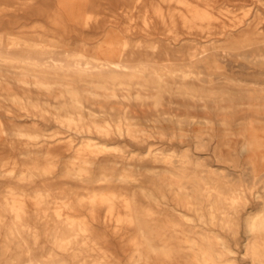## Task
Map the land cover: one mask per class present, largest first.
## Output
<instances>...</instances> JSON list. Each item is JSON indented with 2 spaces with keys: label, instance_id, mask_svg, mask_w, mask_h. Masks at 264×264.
I'll list each match as a JSON object with an SVG mask.
<instances>
[{
  "label": "bare ground",
  "instance_id": "obj_1",
  "mask_svg": "<svg viewBox=\"0 0 264 264\" xmlns=\"http://www.w3.org/2000/svg\"><path fill=\"white\" fill-rule=\"evenodd\" d=\"M229 3H244L241 14ZM226 65L248 81L228 77ZM260 76L264 0H0V97L11 104L0 99V134L26 158L18 173L0 170V264H240L226 237L204 226L235 238L251 187L223 193L219 180L153 153L149 139L167 135L156 124L171 121L162 106L175 98L241 112L256 184ZM219 80L239 82L236 91ZM142 107L152 125L136 115ZM246 229L243 256L264 264V209Z\"/></svg>",
  "mask_w": 264,
  "mask_h": 264
},
{
  "label": "rangeland",
  "instance_id": "obj_2",
  "mask_svg": "<svg viewBox=\"0 0 264 264\" xmlns=\"http://www.w3.org/2000/svg\"><path fill=\"white\" fill-rule=\"evenodd\" d=\"M229 4H231L229 9L233 14H241V7H243L244 3ZM118 19L124 21L126 17L120 16ZM137 36L135 35L134 38ZM83 38V35L77 36L79 40ZM135 39L138 40L139 38ZM139 40L145 39L140 38ZM230 69L231 65H226L225 71L228 77L242 78L243 82L248 81L245 76L236 73L237 69H233V72ZM260 78L262 79L264 76H260ZM234 83L239 82L228 83L224 82V80H219L217 86L226 87L230 92H235ZM0 92L2 93V91ZM0 99L5 104L11 105L7 97H0ZM173 101L175 104L166 103L162 106V109L169 113L165 116L170 117L171 121L162 122L161 125L156 124L158 127L166 129L167 135L159 136L154 134L149 139V149L153 153L160 154V156L164 155L167 158H171V160L176 162V165L185 167L188 172H196L207 175L211 179L219 180L220 190L223 193H227L230 187L238 188L241 185L251 187V191L248 190L242 195L244 201L237 208V234L235 238L229 232H224L216 226H204L206 230L214 231L226 237L228 243L234 248L235 257L240 264H250L249 259L243 256L244 244L247 242L246 221L264 209V176L253 185V168L248 160L250 153L243 151L244 141L248 138L247 134L243 133V126L241 125L245 116L241 112L230 114L222 109L193 108L196 104L190 103L188 106L187 103L178 98L173 99ZM207 104L209 107L214 106L212 103ZM227 105H229L227 99L218 103V106L221 107H226ZM140 110L141 113L137 112L136 115H139V119L142 122L146 123L147 119L153 118L150 113L144 111L145 107L140 108ZM145 116L149 117L146 118ZM178 121H181V123L178 124ZM203 121H208L209 124L200 123ZM222 121L229 123V126L222 125ZM146 124L152 125L153 123L152 121H147ZM170 133L174 134V136H170ZM11 146V140L5 134H0V170L12 169L15 173H18L25 169L26 158L18 150H12ZM143 151L137 150L135 154L143 153ZM183 154H187L189 160H180L179 156ZM256 154L264 157V148ZM135 160L132 159L130 162L134 164L136 163ZM196 162L199 165H196ZM164 166V164H158L157 171H160ZM129 169H133V167L129 166ZM188 186L190 185L188 184ZM173 196L172 193L166 192L165 202L171 206L175 204ZM139 200L144 205L147 204L143 199L140 198ZM180 209L187 216L193 219L196 218L192 211L184 208ZM99 213L101 218L106 215L104 207L100 208ZM193 223L195 224V222ZM190 226H192L191 222L183 225L185 229ZM117 252L122 258H124L126 253H129V251L122 252L120 248H117Z\"/></svg>",
  "mask_w": 264,
  "mask_h": 264
}]
</instances>
